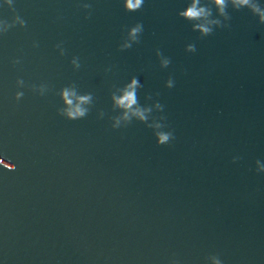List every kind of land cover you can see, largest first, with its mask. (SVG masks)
Listing matches in <instances>:
<instances>
[{
	"label": "water",
	"instance_id": "95a60500",
	"mask_svg": "<svg viewBox=\"0 0 264 264\" xmlns=\"http://www.w3.org/2000/svg\"><path fill=\"white\" fill-rule=\"evenodd\" d=\"M125 2L0 0V264H264L260 14Z\"/></svg>",
	"mask_w": 264,
	"mask_h": 264
},
{
	"label": "clouds",
	"instance_id": "9594fccd",
	"mask_svg": "<svg viewBox=\"0 0 264 264\" xmlns=\"http://www.w3.org/2000/svg\"><path fill=\"white\" fill-rule=\"evenodd\" d=\"M198 0H194L191 7L187 8L185 12L179 13L180 16L190 19V20H200L203 18H206L211 13L206 8H197L196 3ZM233 6L236 9H240L244 6L251 7L252 12L259 13L260 14V22L261 24H264V13L260 12V3L257 4H250V0H231ZM144 0H126L125 2V8L126 10L130 11H136L139 10L143 6ZM213 3L218 6L219 11L221 15L225 14V7H226V0H213ZM210 25H218L220 27H228V25H222L220 21L218 20H212L208 21L207 23H201L196 24L195 28L199 29L200 33L203 37L209 36L213 33V27ZM142 24H137L136 27L131 29V35L135 36L137 32L141 31ZM187 51L189 52H195L196 48L194 44H189L187 47ZM170 63L169 60H165L164 64L167 66ZM173 81H169V87H172ZM137 86V80L133 79L131 84L128 85V90L125 92V94L117 101L118 104L125 108H130L131 105L136 103L135 98V88ZM65 98H67L68 93H64ZM87 97L82 98V100H86ZM67 103L71 104V100H67ZM85 110L77 108L75 111H69L67 113L68 117L70 119H77L78 117H84L85 116ZM136 115H138L142 120L145 119L144 114L142 112H137ZM156 143L158 145H166L168 144L173 137L172 132H157L155 134ZM261 171H264V169H261Z\"/></svg>",
	"mask_w": 264,
	"mask_h": 264
}]
</instances>
